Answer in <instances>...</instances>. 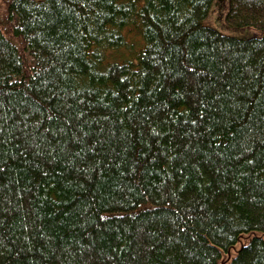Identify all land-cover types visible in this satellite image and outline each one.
I'll use <instances>...</instances> for the list:
<instances>
[{
	"label": "trees",
	"instance_id": "16d2710c",
	"mask_svg": "<svg viewBox=\"0 0 264 264\" xmlns=\"http://www.w3.org/2000/svg\"><path fill=\"white\" fill-rule=\"evenodd\" d=\"M216 1H2L0 264H264V0Z\"/></svg>",
	"mask_w": 264,
	"mask_h": 264
},
{
	"label": "rangeland",
	"instance_id": "374dc122",
	"mask_svg": "<svg viewBox=\"0 0 264 264\" xmlns=\"http://www.w3.org/2000/svg\"><path fill=\"white\" fill-rule=\"evenodd\" d=\"M3 0H0V13L3 10ZM40 1V0H36ZM230 0H217L213 8V12L209 16L206 25L220 31L223 34L232 35V36H247L250 31L245 30L240 33L238 31L232 30L229 28L226 23V15L228 14L230 7ZM241 247V246H240ZM222 264H225L224 262ZM227 264V263H226Z\"/></svg>",
	"mask_w": 264,
	"mask_h": 264
},
{
	"label": "bare ground",
	"instance_id": "6f19581e",
	"mask_svg": "<svg viewBox=\"0 0 264 264\" xmlns=\"http://www.w3.org/2000/svg\"><path fill=\"white\" fill-rule=\"evenodd\" d=\"M225 263V262H224Z\"/></svg>",
	"mask_w": 264,
	"mask_h": 264
},
{
	"label": "water",
	"instance_id": "95a60500",
	"mask_svg": "<svg viewBox=\"0 0 264 264\" xmlns=\"http://www.w3.org/2000/svg\"><path fill=\"white\" fill-rule=\"evenodd\" d=\"M230 257V256H229Z\"/></svg>",
	"mask_w": 264,
	"mask_h": 264
}]
</instances>
